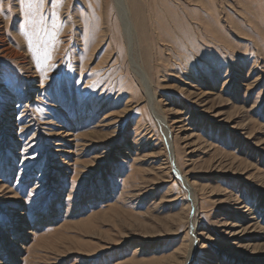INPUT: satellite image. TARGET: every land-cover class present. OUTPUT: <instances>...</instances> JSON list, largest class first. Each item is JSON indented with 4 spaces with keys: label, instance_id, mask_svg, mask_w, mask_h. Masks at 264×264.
I'll return each instance as SVG.
<instances>
[{
    "label": "rangeland",
    "instance_id": "obj_1",
    "mask_svg": "<svg viewBox=\"0 0 264 264\" xmlns=\"http://www.w3.org/2000/svg\"><path fill=\"white\" fill-rule=\"evenodd\" d=\"M31 16L3 0L0 264H264V0Z\"/></svg>",
    "mask_w": 264,
    "mask_h": 264
},
{
    "label": "snow or ice",
    "instance_id": "obj_2",
    "mask_svg": "<svg viewBox=\"0 0 264 264\" xmlns=\"http://www.w3.org/2000/svg\"><path fill=\"white\" fill-rule=\"evenodd\" d=\"M44 3V0H19L20 7L25 11V15L29 22L33 21L31 12L33 9L38 10ZM58 4L63 3V0H57ZM3 0H0V10H2ZM11 9V4H9V10ZM42 19V17H41ZM25 35L27 33L25 32Z\"/></svg>",
    "mask_w": 264,
    "mask_h": 264
},
{
    "label": "bare ground",
    "instance_id": "obj_3",
    "mask_svg": "<svg viewBox=\"0 0 264 264\" xmlns=\"http://www.w3.org/2000/svg\"><path fill=\"white\" fill-rule=\"evenodd\" d=\"M116 5H117V9H118V12H119V15H120V18H121V21H122V23H124V16H123V12H125L124 10H122L121 9V7H119V5L117 4V2H116ZM123 16V17H122ZM125 25H126V21H125V23H124V35H125V37H126V39L127 40H129V38L130 39H132V34H131V32H128V28L127 27H125ZM164 121V120H163ZM165 122V124H166V126H167V129H168V124H167V121L165 120L164 121ZM169 129H170V127H169ZM165 130V129H164ZM30 231L28 230L27 231V233H29ZM190 252V251H189ZM191 253H192V250H191V252L190 253H188V255H187V257H186V259L189 257V255H191ZM185 259V260H186Z\"/></svg>",
    "mask_w": 264,
    "mask_h": 264
}]
</instances>
